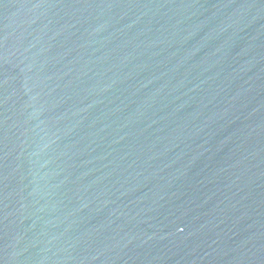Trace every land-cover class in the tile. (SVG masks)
<instances>
[{"label": "water", "instance_id": "obj_1", "mask_svg": "<svg viewBox=\"0 0 264 264\" xmlns=\"http://www.w3.org/2000/svg\"><path fill=\"white\" fill-rule=\"evenodd\" d=\"M0 264H264V0H0Z\"/></svg>", "mask_w": 264, "mask_h": 264}]
</instances>
